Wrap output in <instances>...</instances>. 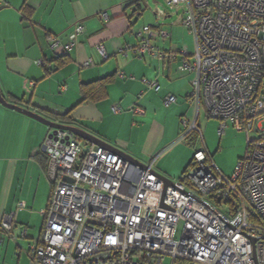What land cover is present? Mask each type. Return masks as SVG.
Returning <instances> with one entry per match:
<instances>
[{
  "label": "built area",
  "instance_id": "2783aa9c",
  "mask_svg": "<svg viewBox=\"0 0 264 264\" xmlns=\"http://www.w3.org/2000/svg\"><path fill=\"white\" fill-rule=\"evenodd\" d=\"M167 5L174 14L182 10L193 54L160 50L155 41L170 38L160 24L139 28L136 45L120 52L161 63L179 55L177 70L193 73L188 102L195 115L180 119L183 137L199 136L203 107L207 118L220 121L218 134L228 121L246 134L261 133L259 138L247 142L229 177L203 149L166 186L153 163L139 166L110 149L82 144L68 131H51L42 143L51 192L39 239L30 247L33 264H264V0H167ZM155 14L166 18L160 9ZM100 17L109 21L105 11ZM71 28L65 43L48 37L56 56L71 51L86 29L80 22ZM96 48L105 58L102 45ZM34 63L51 70L43 59ZM143 82L159 89L155 80ZM175 102L168 95L163 104ZM111 112L119 114V104ZM10 222L0 223L3 232L10 231Z\"/></svg>",
  "mask_w": 264,
  "mask_h": 264
},
{
  "label": "crops",
  "instance_id": "0c3cea01",
  "mask_svg": "<svg viewBox=\"0 0 264 264\" xmlns=\"http://www.w3.org/2000/svg\"><path fill=\"white\" fill-rule=\"evenodd\" d=\"M140 2L2 0V96L10 104L51 120L43 112L63 115L80 102V84L114 75L103 99L83 103L72 110L70 117L75 124L70 126L81 128L140 161L149 159L157 147V155H160L164 151L166 119L170 117L177 132L181 129L182 117L192 120L195 115V106L188 102L194 75L177 70L181 61L179 55L175 62L161 63L149 56L138 58L130 52L126 55L120 52L126 45H136L134 33L140 27L141 15L135 11ZM104 11L109 15L108 22L100 17ZM76 22L84 24L86 29L77 37V45L63 55L67 63L56 69V55L50 50L47 39L55 36L65 43ZM161 43L156 40L157 47H162ZM97 45H102L105 58L98 53ZM39 59L48 63L53 71L47 73L36 66L34 62ZM88 61L92 64L86 66ZM120 73L122 79L118 76ZM143 80L157 81L159 89H151ZM168 95L174 96L176 102L165 109L163 102ZM114 104L121 107L119 114L111 112ZM137 108L142 109L143 114L134 113ZM51 131L0 105V223L5 218L11 221L8 233L3 232L0 225V264H33L30 247L39 239L51 192L46 175L48 162L42 151V143ZM153 158L148 164L153 163L154 168ZM20 203L24 206L20 207ZM38 227L35 236L32 231ZM23 229L26 230L24 235Z\"/></svg>",
  "mask_w": 264,
  "mask_h": 264
},
{
  "label": "rangeland",
  "instance_id": "374dc122",
  "mask_svg": "<svg viewBox=\"0 0 264 264\" xmlns=\"http://www.w3.org/2000/svg\"><path fill=\"white\" fill-rule=\"evenodd\" d=\"M139 5L143 10L139 18V28L144 25L160 24V28L166 30L170 35L167 41L159 40L162 42V47L158 46L160 50L165 52L172 51L179 54L185 49L190 55L193 54L194 39L181 25V9H178L177 13L174 14V10H169L167 0H141ZM156 8L162 10L166 18L158 20L155 14ZM148 20L151 23H148ZM199 111L198 139L196 134H191L188 138L184 139L183 130L180 129L176 132L175 125L170 122V117H168L166 119V137L162 142V149L164 151L160 155H157L159 152V148L157 147L156 153L153 151L150 154L151 157L146 161H140L132 155L130 156L139 163L147 165L149 160L157 155L153 158L155 159L154 171L170 181H176L180 178V174L187 166L194 152L205 149L212 157V162L216 168L224 176L229 177L233 173L237 162L245 156L247 142L258 139L261 133L253 130L251 133L246 134L227 121L222 133L218 134V129L221 125L220 121L207 118L203 107ZM260 128L264 129V123L260 125ZM82 144H84L83 141ZM123 152L126 153L125 151ZM140 154L142 153L140 152ZM38 232L39 227L32 231L35 236L38 235ZM178 237L179 234L177 235Z\"/></svg>",
  "mask_w": 264,
  "mask_h": 264
},
{
  "label": "water",
  "instance_id": "95a60500",
  "mask_svg": "<svg viewBox=\"0 0 264 264\" xmlns=\"http://www.w3.org/2000/svg\"><path fill=\"white\" fill-rule=\"evenodd\" d=\"M0 105L3 106L4 108H7L9 110L15 111L17 113H20L30 119H33L34 121H37L38 123L48 127L49 129H51L53 132V134L56 133L57 130H64V131H68L70 133H72L75 137H77L78 139H80L81 141H83L86 145H96V146H101L107 149L112 150L113 152H116L118 154H120L121 156H123L126 160L135 163L139 166H142L141 163H139L137 160H135L134 158H132L130 155L116 149L115 147L109 145L108 143L102 141L101 139H99L98 137L86 132L85 130L75 127V126H70V125H63V124H59L56 122H53L51 120H48L46 118H44L43 116L30 111L28 109H24L22 107H19L17 105L14 104H10L8 103L5 98L2 96L1 91H0ZM167 185H169L171 183L170 180H168L167 178L158 175Z\"/></svg>",
  "mask_w": 264,
  "mask_h": 264
},
{
  "label": "trees",
  "instance_id": "16d2710c",
  "mask_svg": "<svg viewBox=\"0 0 264 264\" xmlns=\"http://www.w3.org/2000/svg\"><path fill=\"white\" fill-rule=\"evenodd\" d=\"M135 12L136 13L138 12L139 15H141L143 10L141 7H138ZM54 59H55L54 62H55V68L56 69L60 68L61 66L65 65L67 63L63 56H55ZM52 71H53V69H51L47 73H51ZM113 79H114V75L104 77L102 79L93 81L91 83L80 84L79 91H80V95H81V100L75 107H77L83 103H86V102H96V101L103 99L106 96V86H107V84L112 82ZM260 88L262 89L263 85H261ZM75 107H73L70 111H68L66 114H63V115H56V114H52L49 112H43V115L46 116L47 118L51 119V121H53V122H56L59 124L73 125V124H75V121H73L71 119L70 114ZM191 134H194V133L187 134L186 136H184V139L188 138ZM197 139H198V136H197ZM186 169H187V167H186ZM186 169H185V171H186Z\"/></svg>",
  "mask_w": 264,
  "mask_h": 264
}]
</instances>
